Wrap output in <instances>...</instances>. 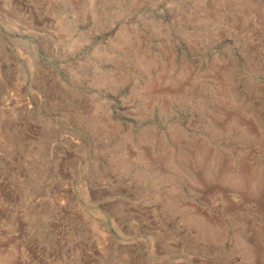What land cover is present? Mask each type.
Masks as SVG:
<instances>
[{"label": "rangeland", "instance_id": "rangeland-1", "mask_svg": "<svg viewBox=\"0 0 264 264\" xmlns=\"http://www.w3.org/2000/svg\"><path fill=\"white\" fill-rule=\"evenodd\" d=\"M0 264H264V0H0Z\"/></svg>", "mask_w": 264, "mask_h": 264}, {"label": "bare ground", "instance_id": "bare-ground-1", "mask_svg": "<svg viewBox=\"0 0 264 264\" xmlns=\"http://www.w3.org/2000/svg\"><path fill=\"white\" fill-rule=\"evenodd\" d=\"M150 87V86H149ZM148 90V89H147ZM144 155V154H143ZM243 164V163H242ZM240 170V169H239ZM263 174V173H262ZM256 178V177H255ZM250 179H252V178H250ZM250 179H249V181H250ZM244 180V179H243ZM252 181V180H251ZM253 182H255V181H253ZM251 183V182H250ZM251 185V184H250ZM258 185V184H257ZM236 186V185H235ZM240 186V185H239ZM248 186V185H247ZM259 186V185H258ZM245 187H246V185H245ZM244 187V188H245ZM255 187H257V186H255ZM241 188H242V186H241ZM248 189V188H247ZM256 189V188H255ZM263 189V188H262ZM258 190V189H257ZM260 193V192H259Z\"/></svg>", "mask_w": 264, "mask_h": 264}]
</instances>
